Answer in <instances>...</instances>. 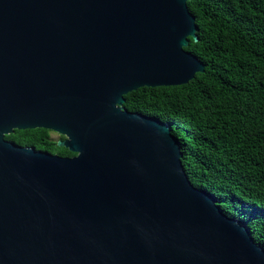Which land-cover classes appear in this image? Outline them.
Instances as JSON below:
<instances>
[{
    "label": "water",
    "instance_id": "obj_1",
    "mask_svg": "<svg viewBox=\"0 0 264 264\" xmlns=\"http://www.w3.org/2000/svg\"><path fill=\"white\" fill-rule=\"evenodd\" d=\"M187 0H0V264H264L124 94L204 70ZM42 127L63 156L8 140Z\"/></svg>",
    "mask_w": 264,
    "mask_h": 264
},
{
    "label": "trees",
    "instance_id": "obj_2",
    "mask_svg": "<svg viewBox=\"0 0 264 264\" xmlns=\"http://www.w3.org/2000/svg\"><path fill=\"white\" fill-rule=\"evenodd\" d=\"M187 7L198 39L189 37L185 49L204 70L182 84L131 90L123 105L168 124L191 184L215 196L264 249V0H187ZM49 132L14 129L4 137L75 154Z\"/></svg>",
    "mask_w": 264,
    "mask_h": 264
},
{
    "label": "rangeland",
    "instance_id": "obj_3",
    "mask_svg": "<svg viewBox=\"0 0 264 264\" xmlns=\"http://www.w3.org/2000/svg\"><path fill=\"white\" fill-rule=\"evenodd\" d=\"M49 134H50V137H51L52 139H61V138H60V134H58V133L55 132V131L50 130Z\"/></svg>",
    "mask_w": 264,
    "mask_h": 264
}]
</instances>
